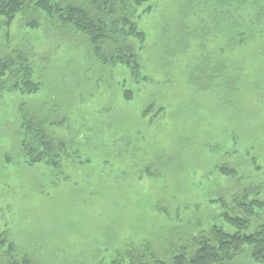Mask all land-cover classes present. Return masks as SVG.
<instances>
[{"label":"rangeland","instance_id":"1","mask_svg":"<svg viewBox=\"0 0 264 264\" xmlns=\"http://www.w3.org/2000/svg\"><path fill=\"white\" fill-rule=\"evenodd\" d=\"M180 5L186 0H149L140 9L146 40L137 47L147 81H134L121 65L95 64L75 32L69 44L44 16L39 29L18 16L8 47L0 46V54L29 53L42 82L36 94L0 91V231L43 264H104L130 241L163 240L181 228L192 233L197 223L206 228L219 222L213 200L222 196L232 207L244 187L259 188L264 204V45L228 55L241 79L225 103L188 80L196 54L179 49L174 36ZM22 103L41 117H65L49 124L69 143L63 175L21 156ZM150 103L155 110L143 114ZM161 153L180 164L159 180L141 176ZM223 164L236 175H221ZM259 215L254 224L264 209ZM239 264L259 263L245 253Z\"/></svg>","mask_w":264,"mask_h":264},{"label":"trees","instance_id":"2","mask_svg":"<svg viewBox=\"0 0 264 264\" xmlns=\"http://www.w3.org/2000/svg\"><path fill=\"white\" fill-rule=\"evenodd\" d=\"M148 1L0 0V35L3 34L5 41L0 46L8 47L9 32L18 16L20 22L30 29H39L40 19L44 16L55 26L57 36L68 35L69 44L76 41L75 32L85 43L86 58L94 59L95 64L110 68L121 65L134 81H147L149 78L142 73L137 46L146 40L138 21L140 9ZM150 10L148 5L145 11ZM175 18L174 36L180 37L177 39L179 49L191 47L196 54L189 82L228 103L235 92L236 82L241 79L237 72L236 75L231 73V69H238L231 64L228 55L236 50H246L251 45H264V0H186V7L180 5ZM185 23L190 27L183 29ZM4 51L0 54V91L26 95L38 93L42 82L36 78L29 53L19 48ZM220 92L222 96H219ZM124 96L131 99L133 90L126 89ZM152 110L155 105L150 103L143 114ZM20 113L21 156L29 165L44 163L56 174L63 175V160L72 156L69 143L56 135L49 124L63 122L65 117L57 121L48 116L41 117L26 103L21 104ZM177 164L180 160L177 161L176 155L161 153L154 163L144 165L140 174L159 180L165 170ZM217 170L224 176L236 175L235 169L227 164L218 166ZM232 199V207L222 196L213 200L221 209L218 214L220 223H212L206 228L197 223L192 233L187 234L181 228L163 240L130 241L116 248L104 264H239L245 253L255 263L264 264V218L257 224L253 220L260 218L264 209L259 188L244 187ZM153 208L168 214L159 205ZM253 226L254 229L250 230ZM0 264L43 263L33 253L21 249L8 231H0Z\"/></svg>","mask_w":264,"mask_h":264}]
</instances>
